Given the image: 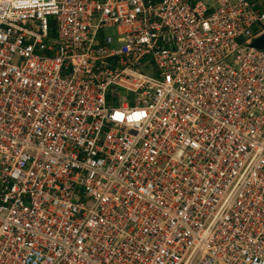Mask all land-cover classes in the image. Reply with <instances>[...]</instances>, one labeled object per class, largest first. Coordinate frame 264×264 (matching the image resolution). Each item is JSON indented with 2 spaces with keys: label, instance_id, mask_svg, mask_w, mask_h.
<instances>
[{
  "label": "built area",
  "instance_id": "1",
  "mask_svg": "<svg viewBox=\"0 0 264 264\" xmlns=\"http://www.w3.org/2000/svg\"><path fill=\"white\" fill-rule=\"evenodd\" d=\"M264 0H0V264H264Z\"/></svg>",
  "mask_w": 264,
  "mask_h": 264
},
{
  "label": "water",
  "instance_id": "2",
  "mask_svg": "<svg viewBox=\"0 0 264 264\" xmlns=\"http://www.w3.org/2000/svg\"><path fill=\"white\" fill-rule=\"evenodd\" d=\"M263 46H264V35L260 37L259 39H257L256 41H254L251 45V47L257 48V49H262Z\"/></svg>",
  "mask_w": 264,
  "mask_h": 264
}]
</instances>
